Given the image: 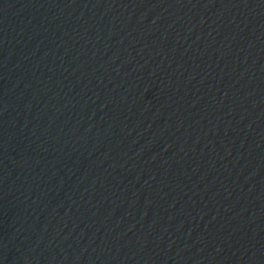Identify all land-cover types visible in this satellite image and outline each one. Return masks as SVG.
Returning a JSON list of instances; mask_svg holds the SVG:
<instances>
[{
	"label": "water",
	"instance_id": "95a60500",
	"mask_svg": "<svg viewBox=\"0 0 264 264\" xmlns=\"http://www.w3.org/2000/svg\"><path fill=\"white\" fill-rule=\"evenodd\" d=\"M0 264H264V0H0Z\"/></svg>",
	"mask_w": 264,
	"mask_h": 264
}]
</instances>
